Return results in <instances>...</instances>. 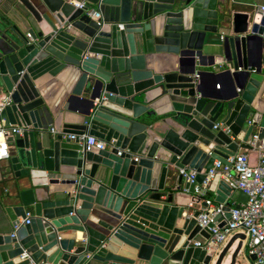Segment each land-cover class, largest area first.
Segmentation results:
<instances>
[{
    "label": "water",
    "instance_id": "obj_1",
    "mask_svg": "<svg viewBox=\"0 0 264 264\" xmlns=\"http://www.w3.org/2000/svg\"><path fill=\"white\" fill-rule=\"evenodd\" d=\"M87 2L0 0V121L19 130L5 138L7 168L28 187L0 202V264H211L191 245L208 236L187 205L214 160L264 133V11L257 0ZM82 135L105 148L84 149ZM207 192L227 218L231 189L215 175ZM235 240L234 264L240 233L213 264Z\"/></svg>",
    "mask_w": 264,
    "mask_h": 264
},
{
    "label": "built area",
    "instance_id": "obj_2",
    "mask_svg": "<svg viewBox=\"0 0 264 264\" xmlns=\"http://www.w3.org/2000/svg\"><path fill=\"white\" fill-rule=\"evenodd\" d=\"M73 5L75 8L81 9L90 4L87 0H80ZM260 8L264 11V7ZM86 14L93 20L99 18V13L94 8L86 10ZM117 26L119 29L122 28L120 24ZM221 38L220 35L219 39ZM251 72L253 71L251 70ZM193 79L197 83L196 75H193ZM9 103V96L0 94V110ZM18 132L17 127H5L0 121V160L8 157L5 138ZM67 138L73 139L74 137L68 136ZM78 140L86 150L89 147H94L97 150L105 148L104 142L94 137L82 135L78 137ZM245 145L246 148L242 152L235 153L226 159L227 164L214 160L204 173L200 186L194 187L195 196L204 204L194 220L200 230L206 228L208 238L192 241L191 245L199 247L207 253H211L212 250L220 251L234 234L240 233L244 235V240L241 243L244 256H254L251 264H264V133L260 136L258 132H252ZM249 152L254 154L253 160L249 159ZM133 160L136 161V158ZM177 175L186 183L193 182L195 177L194 172H187L184 169H179ZM215 175H218L219 180L227 184L231 190L241 192L246 197L245 202L237 204V207L235 204L229 206L227 218L222 216L224 213L222 211L223 204L206 198L209 182ZM187 206L191 208L192 204L189 203ZM215 216H219L221 219L213 221ZM220 222H223V225L218 227ZM24 223L27 221L25 220ZM208 224L211 226L208 227Z\"/></svg>",
    "mask_w": 264,
    "mask_h": 264
},
{
    "label": "crops",
    "instance_id": "obj_3",
    "mask_svg": "<svg viewBox=\"0 0 264 264\" xmlns=\"http://www.w3.org/2000/svg\"><path fill=\"white\" fill-rule=\"evenodd\" d=\"M74 2H79L80 0H73ZM256 5L262 6L264 7V0H257ZM246 11V9H244L243 7L240 6H235L234 8H232V12H244ZM207 36V35H206ZM195 70L197 71H202L205 73H210L213 71V69L211 67H196ZM203 80L205 81H209L212 82V77L210 75H205L203 77ZM219 85L214 86V89H220L221 87ZM2 95V93H1ZM64 109V105L62 107ZM63 119L62 122L65 123H76L79 122V117L77 115V113H63ZM241 145L242 143L239 144L236 153H240L243 151V149H241ZM137 157V156H133ZM248 157L250 160L254 159V154L249 152L248 153ZM187 172H189L187 170ZM17 183H20L19 180L15 179L11 173V171L7 168V158L0 160V202L3 201V207L6 206H10V204H14L15 201H17L16 197H17V193L21 192L23 190H25L28 187H24V185H22V183H20L17 186ZM177 191H180V189H177ZM240 192L236 191V190H231L229 196L225 199V202H229V204H235L236 200L238 199V195ZM215 195L213 192H207L206 198L211 199L213 201ZM201 201L198 202L197 204H192L191 210H200V208L202 207L200 205ZM19 205V204H17ZM79 205V202H78ZM173 205V204H172ZM18 222H20V219L18 220ZM97 230H99L98 228H96ZM58 236L60 238H70V234L68 232H62V233H57ZM193 241H201L200 237H195L193 239ZM236 242L234 241V243L230 246V248L228 249V251L226 252L225 257L222 259L221 264H228L229 263V258H230V254L232 253V250L235 248L236 246ZM221 250V249H220ZM220 251L218 250H212V252L210 253L212 256V261L211 264H213L214 260L217 257V254ZM17 259H14L13 262H16ZM89 264H98L97 262H90ZM234 264H246V261L244 260V253L242 248L239 250V252L237 253L236 257H235V261Z\"/></svg>",
    "mask_w": 264,
    "mask_h": 264
}]
</instances>
